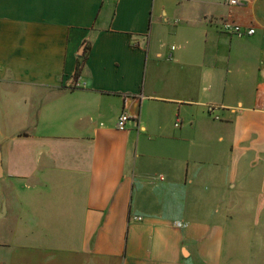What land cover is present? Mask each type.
Here are the masks:
<instances>
[{
	"label": "crops",
	"instance_id": "crops-1",
	"mask_svg": "<svg viewBox=\"0 0 264 264\" xmlns=\"http://www.w3.org/2000/svg\"><path fill=\"white\" fill-rule=\"evenodd\" d=\"M0 264H264V0H0Z\"/></svg>",
	"mask_w": 264,
	"mask_h": 264
},
{
	"label": "built area",
	"instance_id": "built-area-1",
	"mask_svg": "<svg viewBox=\"0 0 264 264\" xmlns=\"http://www.w3.org/2000/svg\"><path fill=\"white\" fill-rule=\"evenodd\" d=\"M242 0H224V4L227 6H238L241 3ZM221 29L232 36H235L237 38H244L245 36H252L255 33L254 29H249V30H243L242 27L235 22H232L228 19H223L221 21ZM175 47L173 46L171 48V53L169 54V60H173V52L175 51ZM217 110V107L215 106H210L208 108V112L210 115H213L215 111ZM215 120H220L218 116H215ZM130 121V116L128 113H123L117 122V128L120 131H126L127 129V124ZM179 122V121H178ZM179 124H176V127H178ZM136 220H142L141 218H135Z\"/></svg>",
	"mask_w": 264,
	"mask_h": 264
},
{
	"label": "rangeland",
	"instance_id": "rangeland-1",
	"mask_svg": "<svg viewBox=\"0 0 264 264\" xmlns=\"http://www.w3.org/2000/svg\"><path fill=\"white\" fill-rule=\"evenodd\" d=\"M2 224H5V223H2ZM6 225V224H5Z\"/></svg>",
	"mask_w": 264,
	"mask_h": 264
}]
</instances>
